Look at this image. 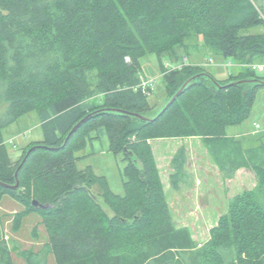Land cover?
<instances>
[{"label":"trees","instance_id":"obj_1","mask_svg":"<svg viewBox=\"0 0 264 264\" xmlns=\"http://www.w3.org/2000/svg\"><path fill=\"white\" fill-rule=\"evenodd\" d=\"M256 27L264 14L255 0H0V200L8 195L37 213L47 235L38 252L20 253L25 264L50 257L55 264H264V134L227 133L250 118L264 88V75L246 67L264 62V31L250 33ZM186 28L242 66L238 74L219 81L186 64ZM149 54L158 57L168 97L152 118L153 90L140 87V61ZM32 112L44 139L14 163L3 129ZM101 134L127 162L123 195L91 168H77L76 152ZM171 138H200L224 179L241 169L256 177L230 198L202 246L176 228L148 144ZM187 164L182 146L171 161L175 191L193 182ZM0 264H14L1 239Z\"/></svg>","mask_w":264,"mask_h":264},{"label":"rangeland","instance_id":"obj_2","mask_svg":"<svg viewBox=\"0 0 264 264\" xmlns=\"http://www.w3.org/2000/svg\"><path fill=\"white\" fill-rule=\"evenodd\" d=\"M255 2L264 14V0H255ZM186 29L187 49L181 54L186 64L200 65L219 81H226L230 75L238 74L242 66L225 60L218 52L208 48L201 37L195 36L189 28ZM263 31L264 27H256L251 29L250 33ZM140 64L142 82H153V92L149 96L152 111L148 114L149 118H152L164 108L168 100L165 82L155 54L147 55L141 59ZM165 64L170 68L174 67V63L168 59L164 60ZM96 100H99V97ZM255 123L264 125V88H259L257 91L250 118L241 126L228 128L227 133L229 136H234L233 138L259 137L261 134L254 132ZM93 136L96 134L94 133ZM3 137L11 160L17 162L29 145L44 139L37 113L24 115L3 129ZM148 144L152 149L176 228L188 230L194 243L202 246L210 239V230L215 226L219 215L228 211L230 198L255 186L254 173L248 169H241L233 179H224L200 138L155 139L148 141ZM182 146L187 150L186 169L193 176V185H181L180 190L175 191L169 183L172 172L171 161ZM109 148L106 134L87 139L85 146L75 154L77 168L79 170L91 168L96 176L105 178L114 194L123 195L124 169L127 162L123 160L122 154L116 156ZM138 166L142 169L140 163ZM93 193L98 195L97 189H93ZM99 201L107 215L112 217L113 212L101 198ZM0 239L10 246L14 264H25L20 253L30 249L38 252L46 242L47 235L41 216L26 212L21 203L7 195L0 200ZM49 264H55L52 257L49 258Z\"/></svg>","mask_w":264,"mask_h":264},{"label":"built area","instance_id":"obj_3","mask_svg":"<svg viewBox=\"0 0 264 264\" xmlns=\"http://www.w3.org/2000/svg\"><path fill=\"white\" fill-rule=\"evenodd\" d=\"M229 65H231V63H229ZM247 67L259 74H263L264 75V62H257V63H252L247 65ZM141 88H152L153 87V82L150 81H145L144 83L142 82L140 85ZM254 132L256 133H260V134H264V125L260 124V123H255L254 125Z\"/></svg>","mask_w":264,"mask_h":264},{"label":"water","instance_id":"obj_4","mask_svg":"<svg viewBox=\"0 0 264 264\" xmlns=\"http://www.w3.org/2000/svg\"><path fill=\"white\" fill-rule=\"evenodd\" d=\"M256 81V80H255ZM190 82V81H189ZM187 82L183 87L182 89L169 101V103L167 104V106L165 108H167L168 106H170L180 95L181 93L183 92L184 88L187 86V84L189 83ZM243 82V81H242ZM233 83H231L230 85H232ZM259 85L263 86L264 87V81H259ZM143 120L145 121H151V119H147V118H142ZM81 124V123H80ZM80 124H78L72 131L71 133L69 134L72 135V133H74L76 131V129L80 126ZM68 136V137H69ZM132 157H133V154H130ZM14 190H17L18 187H19V184L17 183L15 186H11ZM33 205L38 209H46L49 207V205H41L39 202L37 201H33Z\"/></svg>","mask_w":264,"mask_h":264},{"label":"crops","instance_id":"obj_5","mask_svg":"<svg viewBox=\"0 0 264 264\" xmlns=\"http://www.w3.org/2000/svg\"><path fill=\"white\" fill-rule=\"evenodd\" d=\"M191 185H193V182H192V184H191ZM221 215H222V214H221ZM221 215H219V217L217 216V217H218V219L220 218V216H221ZM217 222H218V220H217ZM217 222H216V224H217ZM216 224H215V225H216Z\"/></svg>","mask_w":264,"mask_h":264},{"label":"bare ground","instance_id":"obj_6","mask_svg":"<svg viewBox=\"0 0 264 264\" xmlns=\"http://www.w3.org/2000/svg\"><path fill=\"white\" fill-rule=\"evenodd\" d=\"M232 65V64H231ZM247 66V65H246Z\"/></svg>","mask_w":264,"mask_h":264}]
</instances>
